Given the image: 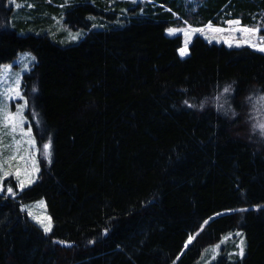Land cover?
Returning a JSON list of instances; mask_svg holds the SVG:
<instances>
[{"label": "trees", "instance_id": "1", "mask_svg": "<svg viewBox=\"0 0 264 264\" xmlns=\"http://www.w3.org/2000/svg\"><path fill=\"white\" fill-rule=\"evenodd\" d=\"M24 1L86 35L20 34L1 2L0 69L35 54L27 116L53 158L18 196L0 192V264H197L233 231L243 251L224 243L212 264H264V52L196 35L182 56L167 32L264 27V0ZM40 198L49 233L22 208Z\"/></svg>", "mask_w": 264, "mask_h": 264}, {"label": "rangeland", "instance_id": "2", "mask_svg": "<svg viewBox=\"0 0 264 264\" xmlns=\"http://www.w3.org/2000/svg\"><path fill=\"white\" fill-rule=\"evenodd\" d=\"M8 1L16 5L12 26L20 34H46L48 32L54 41L62 45L78 43L86 35L85 30L72 29L57 15H52L54 21L47 25L42 20L44 15L29 7L26 8L25 6L31 4H26L24 0ZM1 2L2 0H0V7ZM32 12L35 13L32 14ZM3 15L4 10L2 9L0 18ZM169 29L176 30L175 34L170 35L183 36L185 46L181 49H185L187 53L188 45L196 35H201L209 42L226 44L229 47L250 46L257 51L264 48V27L244 26L241 19L228 20L225 26L211 23L194 26L183 22ZM36 59L32 51H21L15 60L3 64L0 69V192L12 197L18 196L37 181L42 166L41 154L47 163H51L53 158L52 140H47L40 148L34 135L33 124L27 116L28 102L23 92V77ZM45 145H49L48 149H45ZM8 188L12 191L8 192ZM22 208L44 230L50 229L46 232L53 230L54 223L48 212L45 198L23 202ZM239 233L242 237L238 236ZM235 239H237L238 247L241 248L239 250L243 251L244 244L246 245L244 233L229 232L220 242L209 247L197 264L216 262L221 245L224 243L226 245Z\"/></svg>", "mask_w": 264, "mask_h": 264}, {"label": "snow or ice", "instance_id": "3", "mask_svg": "<svg viewBox=\"0 0 264 264\" xmlns=\"http://www.w3.org/2000/svg\"><path fill=\"white\" fill-rule=\"evenodd\" d=\"M168 31H169V34H175V31H176V30H174V29H169ZM260 50H261V51H264V48H262V49H260ZM180 54H181L182 56H184V55L187 54V52H186L185 49H181V50H180ZM224 91H225V92H228L229 89H228V88H225ZM186 103H187V102H186ZM189 106H191V105H189ZM261 127H264V125H262ZM44 147H45V149H48L49 145H45ZM11 191H12V189H11V188H8V192H11ZM45 231H50V229H47V228H46ZM241 254H243V252H241Z\"/></svg>", "mask_w": 264, "mask_h": 264}]
</instances>
